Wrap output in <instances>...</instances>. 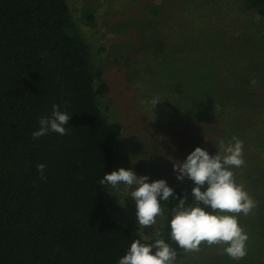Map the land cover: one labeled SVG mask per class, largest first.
<instances>
[{
	"label": "rangeland",
	"instance_id": "1",
	"mask_svg": "<svg viewBox=\"0 0 264 264\" xmlns=\"http://www.w3.org/2000/svg\"><path fill=\"white\" fill-rule=\"evenodd\" d=\"M67 1L110 87L98 98L101 111L123 128L113 143L114 169L164 178L171 187L192 184L176 179L173 163L196 146L215 154L221 140L243 142L245 163L233 171L255 201L249 214H239L247 254L233 260L224 245L202 242L199 250H183L175 264H264V19L243 0ZM187 54L199 78L183 92L169 76L171 60ZM205 68L213 72L208 80ZM126 195L123 185H110L106 206L115 219L139 236L159 237L167 201L156 223L143 227Z\"/></svg>",
	"mask_w": 264,
	"mask_h": 264
},
{
	"label": "trees",
	"instance_id": "2",
	"mask_svg": "<svg viewBox=\"0 0 264 264\" xmlns=\"http://www.w3.org/2000/svg\"><path fill=\"white\" fill-rule=\"evenodd\" d=\"M243 3L264 19V0ZM188 58L171 60L169 77L183 92L199 78ZM102 75L67 0H0V264H117L140 238L106 206L110 185L101 179L114 170L113 143L123 128L99 106L110 89ZM203 77L213 72L205 68ZM53 104L71 115L68 134L33 139ZM192 186L173 189L183 197ZM177 204L167 201L157 238L180 256L169 227Z\"/></svg>",
	"mask_w": 264,
	"mask_h": 264
},
{
	"label": "clouds",
	"instance_id": "3",
	"mask_svg": "<svg viewBox=\"0 0 264 264\" xmlns=\"http://www.w3.org/2000/svg\"><path fill=\"white\" fill-rule=\"evenodd\" d=\"M70 116L60 105L53 104L51 113L39 118L40 127L32 133V138L49 132L67 135ZM217 149L215 154H210L196 146L186 158L173 163L177 180L192 181L191 193L183 197L175 194L166 179L150 181L147 174L137 175L132 168L119 167L105 172L101 184L113 188L124 186L126 197L131 196L135 201L136 222L143 227L156 223L162 214V201L178 198L169 220L171 240L177 247L193 251L199 250L202 242L209 246L222 244L227 256L240 260L247 254L249 236L239 224V214L247 215L255 207V201L243 184L237 183L233 171L245 163L243 142L237 137L229 142L221 140ZM45 167L43 163L37 165L41 178H45ZM176 256V247L166 240L157 238L149 242L141 235L131 242L117 264H175Z\"/></svg>",
	"mask_w": 264,
	"mask_h": 264
}]
</instances>
